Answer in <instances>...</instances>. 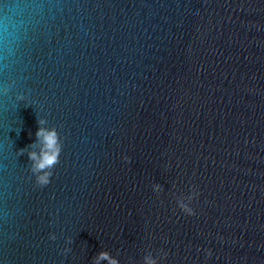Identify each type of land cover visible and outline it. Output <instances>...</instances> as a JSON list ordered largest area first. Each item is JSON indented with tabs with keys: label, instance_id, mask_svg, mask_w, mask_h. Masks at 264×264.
<instances>
[{
	"label": "water",
	"instance_id": "obj_1",
	"mask_svg": "<svg viewBox=\"0 0 264 264\" xmlns=\"http://www.w3.org/2000/svg\"><path fill=\"white\" fill-rule=\"evenodd\" d=\"M101 251L264 264V0H0V264Z\"/></svg>",
	"mask_w": 264,
	"mask_h": 264
},
{
	"label": "clouds",
	"instance_id": "obj_2",
	"mask_svg": "<svg viewBox=\"0 0 264 264\" xmlns=\"http://www.w3.org/2000/svg\"><path fill=\"white\" fill-rule=\"evenodd\" d=\"M42 126L36 131V137L38 145L33 144V149L37 146L39 150L29 151L28 156L32 161L31 171L35 174L36 182L39 186L43 187L50 183L53 176L52 169L55 168L56 164L60 161V155L63 150V143L61 140L60 132L56 127H44L46 124L45 120L39 122ZM23 152V149L21 150ZM153 192L159 194L163 192V186L157 185ZM200 195L196 186H192V194L177 201L178 207L187 215L193 216L196 214L195 209L191 206L192 202ZM52 239H55L53 236ZM208 256L212 255L211 250L207 252ZM95 264H100L101 261H105L106 264H118L116 260L106 251H101L95 258ZM145 264H159V260L152 255L145 257Z\"/></svg>",
	"mask_w": 264,
	"mask_h": 264
}]
</instances>
